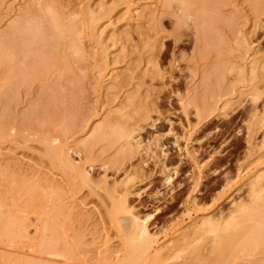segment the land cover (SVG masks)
Listing matches in <instances>:
<instances>
[{"label": "rangeland", "instance_id": "rangeland-1", "mask_svg": "<svg viewBox=\"0 0 264 264\" xmlns=\"http://www.w3.org/2000/svg\"><path fill=\"white\" fill-rule=\"evenodd\" d=\"M125 192L132 264H264V0H0V264H124Z\"/></svg>", "mask_w": 264, "mask_h": 264}, {"label": "bare ground", "instance_id": "bare-ground-1", "mask_svg": "<svg viewBox=\"0 0 264 264\" xmlns=\"http://www.w3.org/2000/svg\"><path fill=\"white\" fill-rule=\"evenodd\" d=\"M28 24H30V23H28ZM58 26H60V25H58ZM58 26H57V30H59L58 32L59 33L62 32V31L64 32L63 28H61L63 26H61L60 28ZM28 27L17 26L16 28H14L12 30H9L8 33L4 36V38L8 39L9 41H11V43H12V45L14 47H18L21 44H25L26 45V44H31L32 42H36V39H37L36 36L37 35H35V33H36L37 29H35V28H37V27H33V25H32L33 28L29 27V28H31L34 31L29 29ZM66 28H67V26H66ZM54 29H55V27H54ZM29 33L33 34V38H32V35H29ZM24 35H27V36L29 35V37L25 38ZM37 37H39V36H37ZM34 39H35V41H34ZM140 129L141 128L139 126L138 129L134 130V133L135 132L137 133V131H139ZM131 140H134V138H131ZM137 144L140 145V143H137ZM130 159H131V157L129 158V160ZM170 178L171 177L169 176L167 178V180H170ZM132 182H133V180L126 182V184H130ZM129 194L130 193H128V192L120 194V196H119L120 199H118L117 201H113L111 203V205H110L112 216H114V217H116L118 219V221L120 222L122 228L125 231V234L126 235H133V237H134L131 240H129V244L127 245V248L129 250H127L125 255H124V260H125L124 264H132V263H134L135 262V258L138 255V252H140L141 245L143 243L149 242L151 240L150 237H149V234L147 233V231L145 229L144 223L143 222H139V219L137 217H135L133 215V213L128 212L127 200H128V195ZM215 226L211 227V232L212 233H216L217 232V234L220 233L219 232L220 231L219 228L221 226L217 227V229H216ZM228 236L229 235H227V237ZM237 236L238 235L229 236L228 237V238H230L229 242H231L234 239H236ZM252 236L253 235H250V241H251L250 245H258L259 241L257 240V238H259V236H261V235H254L253 237ZM216 237H217V250L218 251L221 250L220 253H222L223 250H224V246H222L221 239L224 238V237H223V235H219V234L216 235ZM77 240H79V239H77ZM79 241H80V243H78ZM79 241L76 242V240H74V242H72V243H68L67 242L65 244V246H64V251L62 253H59V251L57 249H53V248L51 249L50 247H45L46 248V251L44 253L45 257L42 259V261L39 262V264H77L76 263L77 262L76 259L78 258L77 256H79L77 247H79L81 245V243H82L81 240H79ZM196 256L198 258L199 254H197ZM173 257H175V253L174 252L171 253V254H168V260H171ZM193 259H196V258L192 257L191 260H193Z\"/></svg>", "mask_w": 264, "mask_h": 264}]
</instances>
